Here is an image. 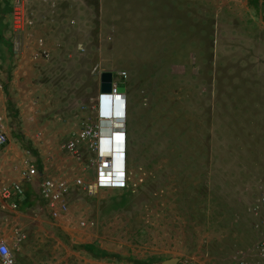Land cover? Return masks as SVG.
Segmentation results:
<instances>
[{"label": "rangeland", "instance_id": "1", "mask_svg": "<svg viewBox=\"0 0 264 264\" xmlns=\"http://www.w3.org/2000/svg\"><path fill=\"white\" fill-rule=\"evenodd\" d=\"M28 2L33 24L15 51L11 0L0 1V184L22 155L56 178L94 176L92 158L77 160L65 144L95 121L103 71L122 73L126 88L129 178L125 189L73 190L57 218L37 193L16 264L252 255L250 207L264 182V0ZM38 39L47 58L35 57ZM86 244L121 259L96 258Z\"/></svg>", "mask_w": 264, "mask_h": 264}, {"label": "built area", "instance_id": "2", "mask_svg": "<svg viewBox=\"0 0 264 264\" xmlns=\"http://www.w3.org/2000/svg\"><path fill=\"white\" fill-rule=\"evenodd\" d=\"M1 1V0H0ZM11 29H13L14 50H20L23 45L21 33L25 27L33 24L32 12L35 9L30 5L28 0H11ZM33 8V9H32ZM38 39L40 44V54L36 53L35 57H48V51L42 49L44 43ZM122 73L115 76L112 83L111 93H102L99 97H120L121 103L113 104L116 113L108 114L101 110V101L97 99L94 106L96 118L93 122H83L77 131L71 133L66 141V150L77 160H81L85 155H89L94 162V176H86L81 170L74 172V176L68 178L59 176L56 178L52 175L42 176L37 165L26 161V166L20 170L16 180L5 183L1 186L0 191L5 201H10L15 196L24 194V184L37 178L40 181V193L46 203L47 209L55 218L67 213L69 209V197L73 190H83L89 195H96L100 191L124 189L128 185V134L126 126L127 113V95L119 91V78ZM2 119V118H1ZM116 121V122H115ZM8 135L6 130H0V152L6 147ZM83 171H86L84 168ZM13 209L18 206L15 202ZM251 213L255 219V226L258 229V238L252 247V255L237 253L230 264H264V182L258 186V197L250 207ZM94 224V222H92ZM80 226H89L87 220H82ZM27 238L24 231L14 230L13 247H20L21 243ZM13 247L7 240H0V264H15L16 258ZM254 253V254H253Z\"/></svg>", "mask_w": 264, "mask_h": 264}, {"label": "crops", "instance_id": "3", "mask_svg": "<svg viewBox=\"0 0 264 264\" xmlns=\"http://www.w3.org/2000/svg\"><path fill=\"white\" fill-rule=\"evenodd\" d=\"M1 152H0L1 160L6 159V163H7L8 157L6 158L5 152H2V153ZM20 159H21L20 164L16 163V165L14 166L15 170H11V171H16V174H15L16 176L14 177V175H13L9 181L3 180V182L0 184V188L3 184L10 183V182H12L18 178V173L20 172L21 169H23L21 166H26V161L28 160L26 158V156H23V155L20 157ZM12 169H13V167H12ZM3 170L4 169H2L1 171L3 172ZM40 172L42 173L41 177L48 175V173L46 172V168L42 167ZM6 178H9V177H6ZM40 181H41V179L37 178L36 180H33L31 183H29V182L25 183L24 184V194H22L20 196H15L8 202L2 198L1 191H0V240H7L9 242V244L13 247V245H15V241H14V230L15 229L21 228L24 231V233L27 235V238L24 240V242L21 243V245H20V247H18V249H17V247H13V250L15 252L14 254H15V258H16V263H18V261H19L18 259H19L20 255L18 256V254L19 253L23 254V251H25V252L28 251V247L30 246L29 235H30V231H31L30 229L32 228V225L30 226L31 222H30V216L28 214V209H30L32 207L33 203L35 202L34 200L37 197V193H39V196L42 200L43 205H45V207L47 206L44 199H42V197H41ZM35 185H38L37 186L38 192H37V189L33 187ZM13 202H15L18 206L16 209H13V207H12ZM48 212L50 213L49 210H48ZM40 221L41 222L44 221L46 223L50 222V220H40ZM40 221H38V222H40ZM52 223H54V222H52ZM26 230H28V231H26ZM28 241H29V243H28Z\"/></svg>", "mask_w": 264, "mask_h": 264}, {"label": "water", "instance_id": "4", "mask_svg": "<svg viewBox=\"0 0 264 264\" xmlns=\"http://www.w3.org/2000/svg\"><path fill=\"white\" fill-rule=\"evenodd\" d=\"M113 80H115V77L112 71H103L101 73V93H111ZM125 90V87H119V91L125 92ZM179 261V257H171L163 260L160 264H179Z\"/></svg>", "mask_w": 264, "mask_h": 264}, {"label": "trees", "instance_id": "5", "mask_svg": "<svg viewBox=\"0 0 264 264\" xmlns=\"http://www.w3.org/2000/svg\"><path fill=\"white\" fill-rule=\"evenodd\" d=\"M256 2V6L258 5V1ZM258 8V7H257ZM125 189V188H124ZM124 203V202H122ZM82 247L84 248V250H86L88 253L93 254L94 257L96 258H105V257H110V258H114V259H121V257L119 255H110L109 252L107 251H103V250H98V248L93 245V244H86V245H82ZM100 251V252H98ZM140 264H151L149 262H139Z\"/></svg>", "mask_w": 264, "mask_h": 264}, {"label": "bare ground", "instance_id": "6", "mask_svg": "<svg viewBox=\"0 0 264 264\" xmlns=\"http://www.w3.org/2000/svg\"><path fill=\"white\" fill-rule=\"evenodd\" d=\"M99 100L101 101V110L106 111L108 114H114L116 113L113 104L121 103L120 97L118 96H111V97H99ZM116 122V121H115Z\"/></svg>", "mask_w": 264, "mask_h": 264}, {"label": "clouds", "instance_id": "7", "mask_svg": "<svg viewBox=\"0 0 264 264\" xmlns=\"http://www.w3.org/2000/svg\"><path fill=\"white\" fill-rule=\"evenodd\" d=\"M11 5H12V4H11ZM10 12H11V10H10ZM113 74H114V77L117 76V74H115V73H113ZM120 80H121V78H119V81H120ZM113 81H114V80H113ZM112 83H113V82H112ZM119 87H120V84H119ZM111 92H112V91H111ZM122 93H126V90H125V92H122ZM100 94H102L101 91H100ZM100 94H99V96H100ZM99 96H98V98H99Z\"/></svg>", "mask_w": 264, "mask_h": 264}]
</instances>
